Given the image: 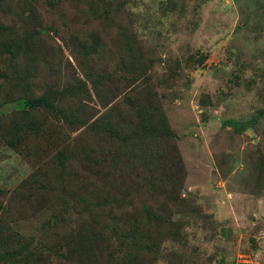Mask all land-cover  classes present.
<instances>
[{"label":"rangeland","instance_id":"obj_1","mask_svg":"<svg viewBox=\"0 0 264 264\" xmlns=\"http://www.w3.org/2000/svg\"><path fill=\"white\" fill-rule=\"evenodd\" d=\"M34 1L32 19L27 15L21 19L18 13L3 16L2 22L20 31L31 21L35 25L30 30L36 25L45 28L47 36L44 34L42 42L47 57L35 74L29 57L14 63L3 54L5 43H0V102L40 96L45 90L60 89L71 77H82L73 41L90 44L93 37L100 38L99 53L84 60H94V66L111 71L117 70V50L125 46L122 34L133 38L147 69V83L173 134L160 142L162 152L178 165L175 179L180 173L182 177L177 179L182 188L175 204L166 201L168 191L160 192L158 198L159 209L179 211L175 218L182 220L181 242L164 243L163 256L156 264H264V0H59L51 7L45 0ZM46 63L50 67L60 63V69L47 71ZM22 65L30 67L24 74L28 78L25 90L17 89L20 81L13 83L9 78L22 72ZM116 73L115 100L133 97L140 88L131 86L123 71ZM142 80L139 87H144ZM89 93L85 110L98 117L107 108L100 106L101 100L90 88ZM36 119L45 120L44 115ZM252 120L244 132L234 127ZM12 122V116L0 119V223L10 234L18 232L31 250L44 249L46 258L41 256V263L85 264L88 259L89 263L105 264L107 243L94 241L92 234L87 241L98 242L93 249L99 251V262L88 248L84 260L62 248L70 233L77 238L91 231L98 238L101 226L107 225L103 209L94 220H86L84 227L76 223L73 212H81L85 204L69 210L68 228L54 230L51 218L52 214L63 218V200L77 203L68 199L70 193L78 202L82 197L89 200L87 196L98 197L99 202L106 199L109 181L102 169L85 172L76 163L70 166L76 177L68 187L57 180L56 153L74 142L77 147L91 148L96 139L86 130L71 134L54 124L12 149L1 131ZM51 136H60V141L49 143ZM33 142L36 146L28 148ZM126 150L129 158L125 163L139 170V163L132 159L135 151ZM46 173L50 181L44 180ZM124 173L126 170L120 179L115 176V181H124L121 187L134 198L117 210L137 213L148 196L135 193L132 180ZM111 195L121 199L118 193ZM113 212L117 214L116 209ZM167 229L166 225L161 231ZM110 245L115 248L116 242ZM109 259L107 255V264ZM145 259L142 264H150L153 257Z\"/></svg>","mask_w":264,"mask_h":264},{"label":"trees","instance_id":"obj_2","mask_svg":"<svg viewBox=\"0 0 264 264\" xmlns=\"http://www.w3.org/2000/svg\"><path fill=\"white\" fill-rule=\"evenodd\" d=\"M33 2L35 1L0 0V43H5L3 54L8 55L14 63H18L20 58L29 57L31 69L37 74L41 63L47 57L43 51L45 50L43 48L45 44L42 42L44 34L47 36V30L37 25L30 30L31 26L35 25L33 21L29 22V25L23 31L4 26L2 22L3 16L18 13H20L18 16L22 17L21 19H24L26 15L28 19H32V17H35L33 10L30 11ZM58 2L59 0H45L49 7ZM23 14L25 15L23 16ZM122 36L124 37L125 46L123 45L121 49L117 50V70L113 69L111 71L100 69V66H94V60L89 62L84 60V58H94V55L99 53L102 48L100 38L93 37L90 44L85 42L79 44L73 41L77 48V57L81 60L84 75L82 77H71L60 89L45 90L40 96L25 95L0 102V119L13 117L11 126L1 131L3 132V139L8 142L9 148L12 149L19 148L26 143L28 138L39 136L38 133H42L45 127L52 128L54 124L63 127L71 134L82 129L92 134L97 142L91 148H85L80 144V147H77L74 142L72 144L68 143L66 147L56 153L55 162L59 176L57 180L62 181L65 188L68 187L67 184L72 183V179L76 177L74 169L70 166L72 167L76 163L83 166L85 172L87 170L102 169L107 171L109 181L107 197L104 202H99L98 197L95 196H87L89 200L82 197L78 202L76 195L70 193L68 199H76L77 203L70 204L63 200V218L60 220L58 214H52V226L54 230H59L60 227L68 228V219L71 218L69 210L73 208L77 210L78 206L82 204H85L86 207L81 212H73L77 224L83 223L82 226L84 227L86 220L89 218L94 220L95 214L103 209V217L108 216L107 225L101 226L102 234L98 238L91 231H85L83 235L77 238H75V234L70 233L62 248H65L66 253L69 255H72V253L80 255V260H84L88 248V253L92 252L91 257L99 262V255L97 254L99 251L93 249V245L98 244L94 241L99 239L107 243V248L104 250L106 253L104 255L106 256L105 264H107V255L110 258L108 264H133L135 262L142 264L147 257H153L150 264L152 262L156 264L157 260L163 256L161 251L164 243L180 244L181 242L179 235L182 220L175 218L177 217L176 213L179 211L172 213L167 208L159 209L158 198L160 192L168 191L169 194L164 193L166 201H172L175 204L179 199L177 192L182 188L177 179L182 177H180V173L175 179L177 172H175V169L178 165L174 166L175 159L162 152L164 148L160 146V142L163 139L170 138L173 134L166 116L157 104L155 93L147 83V69L135 49V40L128 35L122 34ZM53 67L60 69V63ZM53 67L46 63L47 71L52 70ZM29 69L28 65H22V72L17 71L9 77L13 83L20 81L17 89L25 90L27 88L28 78L24 74ZM121 71L129 76V79L127 77L125 79L131 86L140 89L133 97L116 101L115 92L118 91V87L114 88L113 86L116 85V72ZM94 75L101 79L94 78V80ZM142 78L140 84L144 87H139L138 81ZM89 88L101 100L100 106L104 109L107 108L98 117L87 114L85 110L91 99ZM41 115H44L45 120L37 122L36 117ZM16 117L20 120H14ZM228 123L232 125L235 122ZM252 123H254L253 120L249 123H235L234 127L237 131L244 132L247 129L246 127H251ZM53 128H56V126ZM63 138L65 139V134L62 135ZM74 138L77 140V137ZM58 141H60V136H51L49 143L54 144ZM108 144H110V147ZM117 145H119L118 148ZM32 146L35 147L36 144L33 142V145L27 147ZM127 148L135 151L132 159L133 162L139 163V170L125 163L129 158ZM105 151H107L106 158L104 157ZM165 169L166 173L163 174ZM125 170L126 173L124 174L128 175V178L133 182V191L135 193H146L148 196L140 204L137 213L136 210H132L130 213L124 214L122 211L117 210L124 208L125 202L129 204L127 200L133 197L131 191L122 188L125 182L119 180L120 175ZM115 176H118V182L115 181ZM51 179L50 174L46 173L44 180L50 181ZM97 189L98 187L92 191L96 192ZM112 192L118 193L121 199L114 198L111 195ZM105 208H107V211H104ZM113 209H116L117 214L113 212ZM2 225L0 223V264H45L41 263L46 258L44 249L42 252L37 248L31 250L30 243L23 240L18 232L10 234L8 233L10 229ZM166 225L168 229L161 231V228ZM91 234L94 241L89 244L87 240L88 235ZM107 235H110V239L107 238ZM111 242H116L115 248L110 245ZM71 244L75 246L71 247ZM91 244L92 246H90ZM85 264L93 263H89V260L86 259Z\"/></svg>","mask_w":264,"mask_h":264}]
</instances>
